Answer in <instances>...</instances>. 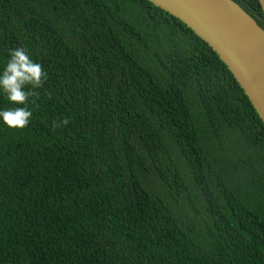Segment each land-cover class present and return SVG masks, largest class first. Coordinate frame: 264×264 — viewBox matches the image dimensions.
Listing matches in <instances>:
<instances>
[{
  "label": "trees",
  "instance_id": "trees-1",
  "mask_svg": "<svg viewBox=\"0 0 264 264\" xmlns=\"http://www.w3.org/2000/svg\"><path fill=\"white\" fill-rule=\"evenodd\" d=\"M16 47L47 80L27 127L0 119V264H264V121L192 29L148 0H0V74Z\"/></svg>",
  "mask_w": 264,
  "mask_h": 264
},
{
  "label": "water",
  "instance_id": "water-1",
  "mask_svg": "<svg viewBox=\"0 0 264 264\" xmlns=\"http://www.w3.org/2000/svg\"><path fill=\"white\" fill-rule=\"evenodd\" d=\"M178 18L227 65L264 121V28L233 0H148ZM264 9V0H259Z\"/></svg>",
  "mask_w": 264,
  "mask_h": 264
},
{
  "label": "clouds",
  "instance_id": "clouds-1",
  "mask_svg": "<svg viewBox=\"0 0 264 264\" xmlns=\"http://www.w3.org/2000/svg\"><path fill=\"white\" fill-rule=\"evenodd\" d=\"M47 80V73L40 63L35 62L24 47H16L10 52V58L6 67L0 74V90L6 95L7 99L23 107H14L0 110V119L10 129H23L29 125L32 111L26 106L29 98L38 96V93L28 90L42 88ZM35 103V101H33ZM69 119L54 120L53 128L68 125Z\"/></svg>",
  "mask_w": 264,
  "mask_h": 264
}]
</instances>
